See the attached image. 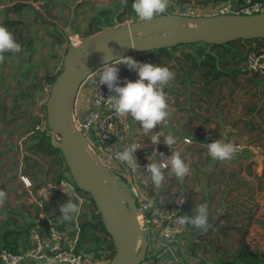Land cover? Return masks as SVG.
<instances>
[{
  "label": "crops",
  "instance_id": "1",
  "mask_svg": "<svg viewBox=\"0 0 264 264\" xmlns=\"http://www.w3.org/2000/svg\"><path fill=\"white\" fill-rule=\"evenodd\" d=\"M14 1L0 11V25L7 27L19 43L13 24L16 16L9 12ZM207 2L210 4L213 0ZM254 43L239 44V54L231 59L227 56L228 63L217 78L201 76V67H195L189 80L171 69L175 79L165 88L174 101L169 104L170 125L163 134L175 137L177 142L172 150L181 152L191 172L183 181L166 173L163 187L157 190L152 185L150 192L169 205L177 194L184 193L188 197L186 214L189 215L196 204L209 205V230L201 232L190 225L193 230L185 238V247L193 243L196 252L189 258L191 264H258L257 258L238 260L239 253L246 249L261 254L259 259L264 260V79L258 74L242 72L245 57ZM3 55L0 62V191L6 194V199L0 205V226L4 230L28 226L31 232L41 211L34 198L59 178L63 168L60 155L48 154L38 146L35 131L37 109L45 106L51 84L45 78L42 90L36 85L33 87L37 82L31 75L36 69L25 79L22 51ZM33 59H38L35 54ZM165 60H158V64L170 68L173 63ZM43 70L39 68L40 76H44L47 68ZM23 92L26 96L21 95ZM184 137L191 138L192 143H185ZM217 139L239 143L242 148H238L230 161L213 160L203 143ZM161 142L165 151H171L163 136ZM22 176L31 186L25 185ZM67 199L51 195L45 201L44 211L60 220L59 208ZM89 209L91 205L87 204V210L67 222L66 229L77 227L78 232L72 237L77 241L85 222L90 220ZM3 232H0V250L6 249L2 245ZM14 236L21 251L24 244L31 242L30 233ZM220 259L224 260L220 262Z\"/></svg>",
  "mask_w": 264,
  "mask_h": 264
},
{
  "label": "built area",
  "instance_id": "2",
  "mask_svg": "<svg viewBox=\"0 0 264 264\" xmlns=\"http://www.w3.org/2000/svg\"><path fill=\"white\" fill-rule=\"evenodd\" d=\"M208 5L210 6H197L188 0H169V7L162 15L173 14L185 17H200L233 12L249 15L264 13V0H213ZM5 6L0 4V11ZM134 20L133 17H127L120 24H129ZM79 43L78 36L70 38V46H76ZM128 56L139 62L158 64L157 57L152 51L134 52ZM117 66L120 69L121 86H123L125 79L132 81L138 79L137 73L129 70L127 66L123 64ZM242 72L258 74L264 79V38L258 39L248 51ZM84 83L86 85L82 86L80 93L83 90V92L88 91L89 94H87V106L82 113L79 114L77 111L79 131L87 140L96 163L111 171L119 181L124 183L125 189L136 203L138 210L141 211L143 215L142 228L146 230L149 241L147 250L152 254L150 256L154 257L149 263L191 264L189 258L193 255L194 244L187 243L185 247V238L187 233L192 231L193 228L190 225L181 227L176 223L179 216L186 214L187 195L179 193L171 205L166 204L161 198L150 192L152 184L148 181L147 174L141 175L145 170V166L149 163L148 157L151 154L152 158L156 159L155 151L162 152L165 155H171V151H165L162 142L158 145H153L150 138L145 136L140 130V125L134 122L130 116L127 118L117 117L105 101L112 93H110L107 85L98 84V79L94 74H89ZM167 97L169 104L174 101V97H171L170 94H167ZM79 102L78 104H80ZM37 115L40 117V122L36 124L35 130L48 131L51 135L52 132L47 126L44 105L39 107ZM169 125L170 118L168 117L162 128L158 125L153 131H162L163 134ZM119 136L124 137V140L120 142L121 147L133 141L141 146L135 153L137 163L141 169L137 173L131 172L126 165L117 161L114 156V150H110L113 145L117 144ZM183 141L192 143L189 137H184ZM235 145L237 149L242 148L239 143H235ZM255 147L258 148L260 146L255 145ZM166 173H168L167 170H165ZM22 180L27 187L31 186L28 179L22 176ZM50 185H54L55 189L52 190L48 187L39 192V195L34 198L41 209L39 218L48 217L49 219V230L43 234L39 233L38 218L30 232L31 246L20 252L1 249L0 263L22 264L26 260H36L39 263L51 264H102V261L96 256L94 251L78 248L77 240L69 236L66 230H59L57 222L44 211L45 201L51 195L57 194L68 197L61 188L74 190L77 196L83 200L81 211L89 204V197L85 192L77 188L69 173H66V176L62 178L55 179ZM74 201L79 203L78 200L74 199ZM182 248L185 249L182 250ZM143 264L147 263L143 262Z\"/></svg>",
  "mask_w": 264,
  "mask_h": 264
},
{
  "label": "water",
  "instance_id": "3",
  "mask_svg": "<svg viewBox=\"0 0 264 264\" xmlns=\"http://www.w3.org/2000/svg\"><path fill=\"white\" fill-rule=\"evenodd\" d=\"M167 22L185 23L187 26L179 29L172 28L167 26ZM170 28L175 30L171 32ZM141 30L147 32L144 37L137 35V32ZM159 31H162V34H158ZM124 32L130 33L131 36L125 37ZM108 36L116 42V45L110 49H106ZM262 38H264V13L249 15L233 12L200 17L171 14L157 16L151 22H142L137 19L129 24L109 26L84 38L78 45L68 47L62 70L52 82L45 103L47 126L52 132L51 144L63 151L72 179L80 190L93 198L95 212L100 215L116 249L114 264H139L146 258L137 254L139 234L142 230L136 222L138 208L125 189L124 183L96 161H89L88 153L92 154V151L81 132L79 131L80 136H77L69 126L62 108L63 99L72 98L80 83L102 65L105 56L109 59H119L134 52H155L182 44L198 42L221 44L237 39ZM105 189L108 190L113 203L118 201L120 205L126 207L127 204L130 207V211L123 210L127 214L132 230L130 241L124 239L113 224L115 220L111 214L112 211L104 202ZM38 223L40 234L49 230L48 217L39 218ZM145 243L144 239V245Z\"/></svg>",
  "mask_w": 264,
  "mask_h": 264
},
{
  "label": "clouds",
  "instance_id": "4",
  "mask_svg": "<svg viewBox=\"0 0 264 264\" xmlns=\"http://www.w3.org/2000/svg\"><path fill=\"white\" fill-rule=\"evenodd\" d=\"M131 7L138 20L151 22L167 11L169 0H134ZM21 51L22 46L17 42L13 33L4 25H0V62L4 59V53L16 54ZM120 64L127 66L131 71H135L138 79L135 81L125 79L123 86H121L120 69L117 66ZM90 74H94L99 85H107L112 94L105 101L117 117L127 118L130 116L134 122L140 125L142 133L150 138L153 145H158L163 136L164 143L171 149V155L155 151L156 159H153L151 154L148 157L149 163L141 175L147 174L148 181L157 190L163 187L166 178L165 170L168 171L169 175L183 181L190 174L191 169L181 152L172 150L173 145L177 142L175 137L172 134L164 135L162 131H153L158 125L162 128L170 115V105L165 88L174 81L175 73L167 66L139 62L131 56L119 59H109L105 56L102 65ZM123 140L124 137L119 136L117 144L113 145L110 150H114L117 161L126 165L131 172L137 173L141 169L135 153L141 146L133 141L121 147L120 142ZM203 145L213 160L221 162L230 161L238 150L234 142H225L222 139L203 143ZM49 188L54 190L55 186L49 185ZM61 190L67 194L68 199L60 205L59 218L61 222L70 221L74 216L80 214L83 200L77 196L74 190H65L64 188ZM5 199L6 194L0 191V205H3ZM74 199L78 200L79 203L74 202ZM209 214L207 203L196 204L192 215L179 216L176 223L181 227L191 225L198 231L207 232L211 227Z\"/></svg>",
  "mask_w": 264,
  "mask_h": 264
},
{
  "label": "trees",
  "instance_id": "5",
  "mask_svg": "<svg viewBox=\"0 0 264 264\" xmlns=\"http://www.w3.org/2000/svg\"><path fill=\"white\" fill-rule=\"evenodd\" d=\"M2 2V0H0ZM28 1V0H25ZM29 1H33V2H37L38 0H29ZM134 0H114V6L115 9L117 11V15L116 17L110 16V12L112 11L111 7H101L100 11H99V20L98 22L100 24H98L97 28L93 31V32H97V31H101L102 29L109 27V26H114L116 25V23L120 24L124 21L125 18L127 17H133L135 20H137L138 18L136 17V14L134 13L131 5L133 4ZM2 5H6L4 3H0ZM53 5H57V3H52ZM23 6V5H22ZM21 5L18 7V9L20 10H16V17L19 16V14L21 13L22 7ZM120 7V8H119ZM47 10H50V6L46 7ZM35 14L32 15H26L25 19H27L28 23H26L29 27V25L31 26V24H34L35 27H39L41 26L39 23L34 22V18L38 17L39 15H41V12L37 9H34ZM20 19V18H19ZM101 21H103L104 23H101ZM17 21L13 22V24H16ZM34 28V27H32ZM32 28L29 27V31L28 33L32 32ZM45 33L49 34L50 39L47 42H44L43 45H47V47H54V44L59 45L60 47L63 46V44L65 43L64 40V35L60 32L58 26L54 23H52L49 27H44ZM90 32V33H93ZM19 38V43H25L27 41V43L24 45V47H22V52L25 53V57L23 58L25 60V65H24V77L27 80L29 77V73L33 70H38L36 71V73H33L31 75L32 79L36 80V84L33 83L32 86L34 87L36 85V87L38 88V90H42L43 89V79L46 78V80L48 81V83L52 84V82L54 81L55 77L58 75H52L51 72L46 71V73L44 74V76H40L39 74V68L42 67V69H45V61H43L41 58L38 59H33V55L35 54V52L37 51V48L35 49V47H28L29 43L34 41V36H32L30 39H28L27 36H22V34L18 35ZM258 39H237V40H233V41H228V42H224L221 44H209V48L210 50L207 51H203V49H201L200 47H198L195 50V53H187L186 57H188V59L190 61H193V63L191 64L192 66L195 67H201V71H200V75L201 76H212L214 78H217L218 76H220L223 73V67L226 66V64L228 63L227 59H225L228 55L231 58H236V56L239 54L238 53V49L237 47L239 46V44H243V45H247L248 42L249 43H253V42H257ZM49 44V45H48ZM182 45H199L198 43H192V44H182ZM181 46V45H180ZM178 47V46H177ZM166 48V49H161L156 52L157 55V60L161 61V60H170L173 55L171 54V50H174L175 48ZM31 48V49H30ZM52 51H48V55L50 57L49 53ZM222 57V58H221ZM184 58V57H182ZM22 96H26V94L23 92L21 93ZM38 116V115H37ZM40 122V117H37V121L35 122L36 124ZM38 138V146L42 148V150L48 154H57L60 155L59 158V162L60 164L63 166L62 170L59 172L58 177L62 178L64 176H66V173L70 174V169L69 166L66 162V159L64 157L63 151L61 149H59L58 147H54L51 144V135L48 131H40V130H35ZM71 175V174H70ZM78 188V186H77ZM80 190V188H78ZM84 192V191H83ZM85 194L89 197V201L91 203V205H94V201L93 198L90 194L86 193ZM95 206V205H94ZM138 212L140 213V210H138ZM94 214V213H93ZM95 216V215H94ZM93 216V218H94ZM99 220L93 221V219H90L88 221L85 222V226L84 229L81 231L80 233V237L77 241V247L78 248H83L85 250H92L96 253V256L99 259H102L103 261H110L113 260V258L115 257L116 254V249L112 243L111 238L109 239V234L106 232V229L104 227L103 222L101 221V217L99 215ZM57 222V227L59 230H66L67 233L69 234V236L71 237H75V235L78 232V229L76 226L70 227L66 229V225L68 221H64L61 222L59 219H54ZM17 222V221H15ZM7 225V224H5ZM2 228H4V226H0V232H2ZM105 232L106 234L103 236H100L99 233ZM26 234L29 235L30 233V227H18V229H6L3 232L4 235V242L2 243L3 247L6 248L9 251L12 252H20L21 250L20 247V243H18L16 241V238L14 235H20V234ZM27 244V243H26ZM24 244L23 249H28L31 245L28 244L26 245ZM197 246V244H196ZM248 250V251H247ZM103 252V255H100L99 253ZM196 254L195 251H193V256ZM258 257V253L251 251L250 249H246L243 250L239 253L238 256V260H242V261H246L248 259H256ZM152 258V259H151ZM149 258H145L141 263L139 264H143V262H146L147 264H150L149 261L153 260L154 257ZM154 264V263H152ZM163 264H173V263H163Z\"/></svg>",
  "mask_w": 264,
  "mask_h": 264
},
{
  "label": "rangeland",
  "instance_id": "6",
  "mask_svg": "<svg viewBox=\"0 0 264 264\" xmlns=\"http://www.w3.org/2000/svg\"><path fill=\"white\" fill-rule=\"evenodd\" d=\"M11 1L13 2V0H2V2L0 1V3L7 4ZM188 1H192V3H195L197 6H210V5H208L209 4V2H207L208 0H188ZM15 2H17V3L14 4ZM113 2H114V0H55V3H57V5H53L52 3H54V0H38L37 2H33V1H29V0L28 1L15 0L13 5H12L13 8L9 12H12L13 14L15 13V15H16L17 12H15V11L18 9L17 7H19L20 5L21 6L23 5L21 13L19 14L18 17H15L14 21H17V23L15 24L16 29L14 32L17 35L22 34V36H27L28 39H30L32 36L35 37L34 41L30 42L28 47H36L37 48V51L35 52L36 58H41L43 61L46 62L45 66H46L47 70L45 68L43 71L46 70L48 72H52L53 75H55L58 72L60 73V71L62 70L63 59L66 55L68 47H70V38H74V37L78 36V38L81 42L84 38L99 32V31H97V32H93V31L97 28L98 24H100L98 22V20H99L98 14H99L101 7H104V8L111 7L112 11L110 12V16L116 17L117 11L115 9ZM48 6H50V10L46 9V7H48ZM34 9L39 10L41 12V15H39L38 17H35L33 21L39 23L41 26L35 27L34 24H31V26L29 25L30 28H32L33 26H34V28H32V32L28 33L27 28H29V27L26 24V23H28L27 22L28 20L25 19V16L26 15H32L33 16L35 14ZM52 23L56 24L58 26L60 32L64 35L65 43L63 44L62 47H60L57 44H54V47H52V48L47 47V45H43L44 42L48 43V41L50 39L49 34L45 33L44 27H46V26L49 27ZM101 23H104V22L101 21ZM118 25H119V23L118 24L116 23V25H114V26H118ZM184 26H187V24H185ZM170 29H171L170 30L171 32L173 30H175L172 28H170ZM90 32H93V33H90ZM146 33H147L146 30H141V31L137 32V35L144 37L146 35ZM158 34H162V31H159ZM126 37H130V36L128 35ZM26 43H27V41L25 43H22L21 46L24 47V45ZM198 47L202 48L203 51L210 50L209 44L204 43V42H199V45H181V46H178L177 48H175L174 50H171V54L173 55V57L170 59V62H172L173 65L170 66V70L174 69L175 72L177 73V75H180L181 77H184V79L189 80L190 73L195 70V66L191 65L193 63V61H190L188 59V57H186V54L187 53H195V50ZM48 51H52V53L49 52V53H51L50 57L48 55ZM154 53H156V52H154ZM46 55H47V57H46ZM182 57H184V58H182ZM226 58H228V57H226ZM193 75H194V73H193ZM84 81L85 80H83L80 83V85L77 87L76 91H74L72 98L70 100L71 111L73 114L72 116L74 118V122H75L76 129L78 132L77 136H80L79 126H78L79 116L77 115V111L79 113H82V111L84 110V107L87 106V102L85 99L88 98L87 94H89L88 91L83 92V90L80 93L82 86L86 85V83H84ZM85 88H87V87H85ZM49 90H50V87H49ZM78 102L80 104H78ZM104 202H106L109 205L111 211H114L115 208H120V212L122 214H125V213H123L124 209L127 211L128 210L130 211V207L127 204L125 207V206L120 205V203L118 201H115V203H113L112 199H110V196L108 194L107 189H105ZM89 204L91 205L90 202H89ZM115 206H117V207H115ZM85 210H87V206L85 207ZM89 210H90L89 212L91 213V215L89 216V219H93V221H95V219L96 220L100 219L98 212H95V206L93 204L91 205V209H89ZM125 215L127 216V214H125ZM93 216H94V218H93ZM126 216H125V219H126ZM137 217H138V220L140 219L139 222H140V226L142 229L141 235L143 236V238L146 241L140 256L150 259L151 258L150 255H152V254L149 253V251L147 250V246L149 244L147 232L144 228H142L143 220L139 217V215H137ZM78 222L80 223L81 221H78ZM126 223L129 225V229H130V224H129V221L127 219H126ZM3 231H4V229H2V232ZM130 231H132V230L130 229ZM105 234H106L105 232L99 233L100 236H103ZM109 239H110V237H109ZM28 244L31 245V242L28 241L26 245H28ZM259 255H261V254H258V257L256 259V263L262 264L264 262V260L259 259ZM182 257H183V255H182ZM100 260L102 261V264H114L115 263L114 259L110 260V261H103L102 259H100ZM195 260H196V257H195ZM223 260L224 259H222V260L220 259L219 261L222 262ZM229 261H231V260H229ZM22 264H26V263H22ZM31 264H51V263H39L35 260Z\"/></svg>",
  "mask_w": 264,
  "mask_h": 264
},
{
  "label": "bare ground",
  "instance_id": "7",
  "mask_svg": "<svg viewBox=\"0 0 264 264\" xmlns=\"http://www.w3.org/2000/svg\"><path fill=\"white\" fill-rule=\"evenodd\" d=\"M185 23H171V22H167V26H171L172 28H182V27H186L184 26ZM123 35L126 36H131L130 33H126L124 32ZM129 38V37H128ZM116 45V42L114 41V39L111 36L107 37V45H106V49H110L112 47H114ZM71 98H64L63 102H62V108H63V112L65 115V118L67 120V122L69 123V126L71 127L72 131L74 132L75 135H77V129H76V125L74 122V118H73V114L71 111V102H70ZM66 148V147H65ZM88 158L90 162L95 161L93 155L89 152L88 153ZM123 206V205H122ZM122 211V210H121ZM124 213V212H123ZM113 218L115 221H113L114 226L119 230L120 234L123 236L124 239L126 240H131L132 238V232L129 229V225L126 223V219L128 220L127 216L125 214H122L120 212V208H115L114 211L111 212ZM137 215H139V217L143 220V215L140 212H137L136 214V222L140 225V222L138 220ZM126 216V219H125ZM128 225V226H127ZM144 248V238L141 234H139V241H138V247H137V254L140 255L142 250Z\"/></svg>",
  "mask_w": 264,
  "mask_h": 264
}]
</instances>
